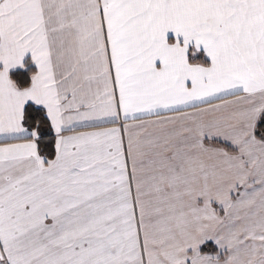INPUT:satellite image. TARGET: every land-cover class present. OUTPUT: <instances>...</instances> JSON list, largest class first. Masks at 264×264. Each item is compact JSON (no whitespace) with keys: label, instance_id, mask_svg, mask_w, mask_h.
Wrapping results in <instances>:
<instances>
[{"label":"snow or ice","instance_id":"snow-or-ice-1","mask_svg":"<svg viewBox=\"0 0 264 264\" xmlns=\"http://www.w3.org/2000/svg\"><path fill=\"white\" fill-rule=\"evenodd\" d=\"M0 264H264V0H0Z\"/></svg>","mask_w":264,"mask_h":264}]
</instances>
